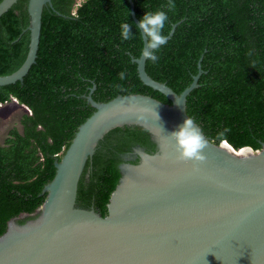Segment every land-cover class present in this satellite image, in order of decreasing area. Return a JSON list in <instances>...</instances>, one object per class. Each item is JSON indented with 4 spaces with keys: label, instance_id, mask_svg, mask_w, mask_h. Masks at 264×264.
<instances>
[{
    "label": "trees",
    "instance_id": "16d2710c",
    "mask_svg": "<svg viewBox=\"0 0 264 264\" xmlns=\"http://www.w3.org/2000/svg\"><path fill=\"white\" fill-rule=\"evenodd\" d=\"M2 0H0L1 2ZM28 0H18L0 17V76L24 63L29 46ZM41 15L35 63L23 81L0 87V104L16 100L26 109L0 144V237L8 222L24 225L43 204L42 191L55 176V162L72 142L95 102L116 96L144 95L170 105L160 92L145 86L137 65L143 49L139 21L146 12L168 15L158 61L146 59L155 81L182 93L202 71L186 98V113L214 143L235 150L264 144V0H51ZM132 4V7H131ZM132 25L123 40L121 24ZM125 73L120 78V73ZM154 154L156 144L139 127L116 128L98 143L80 177L76 205L107 216L111 194L123 163L135 148Z\"/></svg>",
    "mask_w": 264,
    "mask_h": 264
},
{
    "label": "water",
    "instance_id": "95a60500",
    "mask_svg": "<svg viewBox=\"0 0 264 264\" xmlns=\"http://www.w3.org/2000/svg\"><path fill=\"white\" fill-rule=\"evenodd\" d=\"M17 1L2 0L0 17ZM46 5L52 8L51 0H28V53L18 70L0 76V87L23 81L35 63ZM140 33L144 49L147 38ZM133 61L142 83L170 105L139 94L98 103L93 87L86 99L94 112L55 162L45 201L24 225L18 220L27 215L11 219L0 237V264H264V144L235 150L226 141L212 142L196 124L206 141L204 158L181 159L169 134L190 118L186 98L197 87L200 65L178 95L146 73L142 52ZM124 127L145 130L157 150L134 149L139 161L119 167V184L101 217L76 205L78 183L98 143Z\"/></svg>",
    "mask_w": 264,
    "mask_h": 264
},
{
    "label": "clouds",
    "instance_id": "9594fccd",
    "mask_svg": "<svg viewBox=\"0 0 264 264\" xmlns=\"http://www.w3.org/2000/svg\"><path fill=\"white\" fill-rule=\"evenodd\" d=\"M173 0H169V9L174 8ZM168 20V15L163 10L155 12H146L139 20L137 27L147 38V45L142 51V57L153 63L158 61L157 52L160 46L164 45L168 39L167 35L163 33L165 23ZM132 25L128 22L121 24V36L123 40H130L133 37L131 31ZM125 73H120V78H124ZM177 99L179 103L180 99ZM143 119V117H138ZM175 141L176 147L179 151L181 159L202 160L203 149L206 146V141L198 131V126L192 118H186L178 129L169 134Z\"/></svg>",
    "mask_w": 264,
    "mask_h": 264
},
{
    "label": "rangeland",
    "instance_id": "374dc122",
    "mask_svg": "<svg viewBox=\"0 0 264 264\" xmlns=\"http://www.w3.org/2000/svg\"><path fill=\"white\" fill-rule=\"evenodd\" d=\"M83 0H79L82 2ZM26 113V109L23 106L17 104L16 101H11L7 104L0 106V144L7 136V132L12 127L20 129V118Z\"/></svg>",
    "mask_w": 264,
    "mask_h": 264
},
{
    "label": "flooded vegetation",
    "instance_id": "af4514ba",
    "mask_svg": "<svg viewBox=\"0 0 264 264\" xmlns=\"http://www.w3.org/2000/svg\"><path fill=\"white\" fill-rule=\"evenodd\" d=\"M135 157H137V156L135 155V152L133 151L132 153H129L127 155V158L126 159H128V158L134 159Z\"/></svg>",
    "mask_w": 264,
    "mask_h": 264
},
{
    "label": "built area",
    "instance_id": "2783aa9c",
    "mask_svg": "<svg viewBox=\"0 0 264 264\" xmlns=\"http://www.w3.org/2000/svg\"><path fill=\"white\" fill-rule=\"evenodd\" d=\"M13 101H16V100H13ZM8 102H5L4 104H7ZM4 104H0V106L4 105Z\"/></svg>",
    "mask_w": 264,
    "mask_h": 264
}]
</instances>
